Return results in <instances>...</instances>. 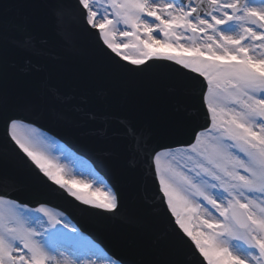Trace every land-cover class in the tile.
<instances>
[{"label": "snow or ice", "instance_id": "snow-or-ice-1", "mask_svg": "<svg viewBox=\"0 0 264 264\" xmlns=\"http://www.w3.org/2000/svg\"><path fill=\"white\" fill-rule=\"evenodd\" d=\"M77 4L86 12L87 25L98 30L103 45L116 57L134 66L153 59L171 61L202 78L191 80L201 88L205 125L190 133L175 130V135L187 134L191 142L175 148L145 146L162 193L160 202L166 203L178 226L176 241L186 243L187 237L193 254L202 258L200 264H264V0H77ZM69 7L66 0L53 5L58 31L64 30ZM44 54L27 26L0 7V147L18 149V157L23 153L38 170L39 184L50 187L42 179L46 178L85 210L116 215L119 196L112 185L96 172L88 180L71 177L47 150L38 129L25 123L55 111L50 100L64 104L71 98L55 88L23 97L8 88L14 69L39 72L33 57ZM18 55L24 59L19 66L13 60ZM76 111L83 109L77 106ZM56 115L64 118L63 113ZM84 115L98 119L94 112ZM120 123L136 135L126 121ZM95 133L103 136L105 129ZM0 183H7V178ZM70 183L88 191L74 190ZM33 212L39 215L34 217ZM61 229L73 238L77 235L75 227L45 205L30 210L11 193L0 194V264H81L74 251L61 246Z\"/></svg>", "mask_w": 264, "mask_h": 264}, {"label": "water", "instance_id": "water-1", "mask_svg": "<svg viewBox=\"0 0 264 264\" xmlns=\"http://www.w3.org/2000/svg\"><path fill=\"white\" fill-rule=\"evenodd\" d=\"M66 2L71 5L74 0ZM56 3L57 0H0V7H5L9 17L16 23L26 25L36 37L38 47L44 50L45 54L33 57V62L42 66L43 70L52 71L45 79L39 72L40 80H37L29 73L14 69L9 75L8 88L12 93L19 89L24 90L23 96L42 93L46 88H55L61 96L70 97L71 100L64 104L50 100L49 103L55 111H49L42 118L31 121L66 139L68 136L72 137L76 148L95 160L107 173L117 176L131 187L121 189L120 206L123 204L129 208L136 207L138 202L130 198L140 194L145 198L147 192L157 194L145 146L165 145L169 136L175 135L177 128H183L190 133L192 129L199 130L205 125L200 85L191 80L194 75L168 63L155 62L145 67L119 64L102 46L94 31L85 27L83 21L77 25L71 24L75 40L69 45L57 33L52 10ZM79 33L83 38L78 36ZM13 60L18 66L24 63L22 55L13 57ZM108 60L118 64H111ZM196 81L199 80L196 78ZM161 99L177 101L163 111L159 102ZM187 99H194L197 104L199 124L195 127L182 122L189 109ZM77 106L82 107L83 112H77ZM57 112L63 113L64 118L60 119L56 115ZM84 112H94L98 119L87 120ZM150 117L154 120L147 124ZM122 120L135 130L136 135L129 134L127 128L121 126ZM101 127L105 129L103 136L95 133V130ZM137 136H140L138 142ZM184 136L188 142L189 136ZM2 143L3 129L0 125V145ZM121 147H131L132 152L134 148H139L140 153L137 154L136 161L139 170L136 173L126 168L124 159L119 157L118 151L121 152ZM16 152L19 151L16 149ZM16 152L0 147V176L1 170L10 161H13L20 171L26 164L35 173L25 158L20 153L18 157ZM144 174L148 182L145 188L142 179ZM11 195L32 205L45 202L43 199L19 192H13ZM159 200L161 201L160 197ZM71 205L94 220L103 232L109 233L111 239L115 238L118 228L140 231V223L147 219L145 211L126 212L123 218L122 209L117 210L116 215L104 212L95 215L93 213L97 210H85L72 202ZM96 231L99 232L98 229ZM145 231L146 229L142 233L145 234ZM172 241V238L164 240L167 243Z\"/></svg>", "mask_w": 264, "mask_h": 264}, {"label": "rangeland", "instance_id": "rangeland-1", "mask_svg": "<svg viewBox=\"0 0 264 264\" xmlns=\"http://www.w3.org/2000/svg\"><path fill=\"white\" fill-rule=\"evenodd\" d=\"M122 27V26H121ZM117 39H120L119 37H117ZM173 54H179V53H173ZM41 134V133H40ZM41 137L43 138V140L45 141V144H46V147H47V150L51 153V155L54 157V158H59V162L61 164H63L62 162V159L61 156H59L60 154H57L55 149L56 147H58V143L56 141H54L53 139L49 138L48 136L46 135H43L41 134ZM77 162H80L82 163L81 161H78L77 159H73L72 163H69V162H66L65 166H70L72 168V165L73 164H76ZM69 173H73L72 170H69ZM81 176V175H80ZM71 177L75 178L73 174H71ZM75 179H84V180H88L87 177H80V178H75ZM70 186H71V183H70ZM79 188L81 189V191H88V189L84 188L83 185H79ZM33 216L35 217V213L33 212ZM61 218V217H60ZM63 237V236H62ZM77 242H78V247L80 248L81 251L85 250V249H95V250H98L97 247L93 246L91 243L89 244L85 239H80V238H77L76 239ZM69 241V240H68ZM70 241H74V240H70ZM98 263H106V261H102V260H98Z\"/></svg>", "mask_w": 264, "mask_h": 264}]
</instances>
